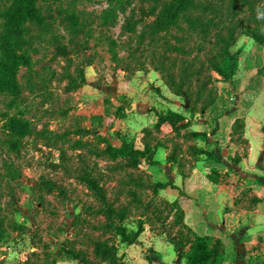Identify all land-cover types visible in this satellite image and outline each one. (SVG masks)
<instances>
[{
	"label": "rangeland",
	"instance_id": "obj_1",
	"mask_svg": "<svg viewBox=\"0 0 264 264\" xmlns=\"http://www.w3.org/2000/svg\"><path fill=\"white\" fill-rule=\"evenodd\" d=\"M67 3L63 0L64 7ZM115 3H78L77 9L92 39L87 51L71 56L72 63L54 56L55 46L50 40L37 44L34 70L41 74L46 88L24 93L21 108L34 135L24 140L19 152L7 148L0 117V264H114V259H106L96 251V245H100L101 253L108 247L118 256V246L130 245L117 235L113 221H118L116 225L123 227L129 239L137 241L143 224L153 222L150 217L155 214L161 216L160 224L165 221L163 229L170 231L172 241H186L182 227L174 225L176 210L171 204L152 198L157 189L141 168L146 160L141 159L138 168H128L125 159L109 160L102 156L108 144L120 148L126 143L136 150L134 133L126 125L136 114L137 103L145 104L142 110L147 109L157 121L159 114L175 113L185 117L190 126L197 122L196 128L205 131L202 133L206 136L200 138L192 136L188 129L158 131L157 122L146 131L145 148H149L151 159L158 148L171 145L167 161L179 163L180 155L182 159L186 154L193 155L194 163L184 168L206 173L217 165L212 156L219 157L228 143L248 148L244 133L249 105L245 104L251 103L255 109L264 103V45L245 32L240 33L231 49L239 64L234 89L220 86L215 74L206 71L204 82L192 84L196 92L208 82L205 96L197 103L189 102V108L187 101L177 96V104L172 106L167 97L171 90L154 65L159 49L148 42L138 45L137 36L149 23L142 11L132 14L134 9H140L139 1L125 0V10L111 11ZM5 4V0H0V9ZM259 6L264 9V2ZM107 13L110 20L106 22ZM257 15L264 31V13L259 8ZM130 18L135 25L132 32L128 27L124 29ZM54 33L65 34L60 19ZM78 66L83 68L86 83L70 91L68 80L60 79L70 71L80 81ZM25 74L22 71L23 83L27 81ZM37 77L32 81H39ZM5 109L4 98L0 97V114ZM205 122L208 127L197 125ZM80 130L89 134H77ZM213 130L220 134L218 140L209 142ZM43 131L49 136L53 133L54 137H66L57 148L49 149L36 135ZM189 142H194L191 148L186 146ZM238 158L242 157L224 158V163L221 158L220 166L231 165ZM86 175L99 185L105 204L81 180Z\"/></svg>",
	"mask_w": 264,
	"mask_h": 264
},
{
	"label": "trees",
	"instance_id": "obj_2",
	"mask_svg": "<svg viewBox=\"0 0 264 264\" xmlns=\"http://www.w3.org/2000/svg\"><path fill=\"white\" fill-rule=\"evenodd\" d=\"M81 0H68L67 7L63 6V0H5L6 4L0 9V97L4 98L6 109L0 114L3 118L2 131L6 136L5 144L9 151L19 152L24 140L34 135L31 122L26 118V112L21 105L25 102V91L34 92L37 88L44 89L46 84L41 74L34 68L36 61L34 55L38 53L37 44L50 40L55 46L54 56L63 57L70 63L72 55H79L87 51L92 39V34L78 11L77 5ZM115 3L111 11L121 8L125 0H112ZM136 1V0H135ZM140 9H134L132 14L142 11L144 18L149 20L140 34L137 36L138 45L147 42L159 49V56H155V69L163 75V78L171 92L190 103H197L206 94L208 82L204 89L193 90L194 82H204L206 71L214 73L216 81L222 87L234 89L233 80L239 68L238 56L232 53V47L240 33H246L259 45H264V31L257 15V8L264 13L259 6L264 0H137ZM121 7H117V4ZM149 4V5H146ZM109 13V12H108ZM106 14V22L110 20ZM61 20L65 34L55 35V24ZM128 31L135 30V25L128 19L126 27ZM183 66V67H182ZM22 71H26L22 82ZM80 76L78 81L70 71L64 74L60 81L69 82L68 90L73 91L86 83L83 68L78 66L76 71ZM37 75L39 81L34 80ZM210 81L212 77L209 76ZM213 95V91L210 92ZM208 106V105H207ZM190 113V110L187 111ZM190 122L175 113L159 114L156 130L165 128L178 132L187 129ZM43 131L37 132V136L44 141L47 148H57L58 142L66 135L59 138L48 135ZM79 135L89 134L86 130L77 132ZM194 137H205L203 133H193ZM82 144V143H80ZM102 156L109 160L125 159L128 168H138L140 160L144 159L152 164L149 158V148L144 151L135 150L123 143L120 148L111 144L103 150ZM218 163L217 156H212ZM235 162H238L237 160ZM212 184H219L222 174L216 168H211L204 175ZM83 180L89 189L102 199L105 204V196L97 182L86 175ZM1 184V183H0ZM165 185L156 184V189H162ZM190 197L182 192L180 197L172 203L176 210L177 219L175 226H181L182 238L186 241L182 244L171 241L180 255L186 259L187 264H216L218 258L224 252V244L218 238L210 236H198L184 223V211L182 202ZM112 212L108 216L110 219ZM118 221H113V228L117 235L122 237V242L138 244L136 240L127 237L125 230ZM184 231V233H183ZM191 246L186 251L187 246ZM98 255L114 259L116 264H124L116 258L113 248H106L100 252V245H96Z\"/></svg>",
	"mask_w": 264,
	"mask_h": 264
},
{
	"label": "crops",
	"instance_id": "obj_3",
	"mask_svg": "<svg viewBox=\"0 0 264 264\" xmlns=\"http://www.w3.org/2000/svg\"><path fill=\"white\" fill-rule=\"evenodd\" d=\"M167 97L170 105L177 104V96L172 92ZM246 105L249 107L245 117L244 139L248 142V148L229 143L223 148L217 157L219 162L213 166L222 174L219 184L209 182L204 176L205 172L184 168L194 163L193 155L186 154L185 159L180 155L179 163L176 160L167 161L171 145L170 148H158L151 159L152 164L144 162L141 166L147 179L165 185L153 192L152 198L158 202L172 204L182 192L190 197L181 204L184 223L198 236H210L222 241L224 252L216 264H264V103L255 106V109L251 103ZM137 107L136 114H132L126 126L131 128V134L134 133L136 150L144 151L146 131L152 130L158 121L157 117L153 119L152 114L149 116L147 109L142 110L145 104L137 103ZM195 123L187 128L188 131L205 132L196 128ZM197 125L203 128L209 126L207 122ZM219 134V131L213 130L209 142L218 140ZM193 144L189 142L186 146L191 148ZM235 156L242 158L231 165L220 166L221 158L224 163V158ZM150 218L153 222L143 224L137 238L138 244L118 246V261L124 264H187L172 243L170 231H164L165 221L161 224L158 222L161 216L155 214ZM190 247L187 246L186 251Z\"/></svg>",
	"mask_w": 264,
	"mask_h": 264
},
{
	"label": "water",
	"instance_id": "obj_4",
	"mask_svg": "<svg viewBox=\"0 0 264 264\" xmlns=\"http://www.w3.org/2000/svg\"><path fill=\"white\" fill-rule=\"evenodd\" d=\"M189 106H190V105H189V102L187 101V102H186V108H189Z\"/></svg>",
	"mask_w": 264,
	"mask_h": 264
}]
</instances>
